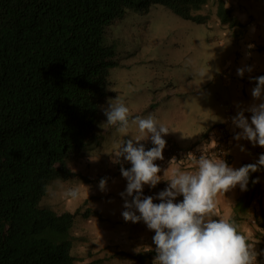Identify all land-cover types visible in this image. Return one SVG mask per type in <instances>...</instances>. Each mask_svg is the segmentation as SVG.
Returning <instances> with one entry per match:
<instances>
[{"label": "rangeland", "instance_id": "374dc122", "mask_svg": "<svg viewBox=\"0 0 264 264\" xmlns=\"http://www.w3.org/2000/svg\"><path fill=\"white\" fill-rule=\"evenodd\" d=\"M195 13L201 22L152 4L143 13L128 10L107 28L106 41L116 51L118 63L109 70L108 95L94 136L69 161L71 175L51 180L40 200V205L58 213L73 214L67 232L58 235L70 241L73 264H154L156 257L155 232L142 220L126 222L122 216L126 209L120 193L126 191L127 180L121 166L127 170L131 163L123 157L120 163H113L112 153L140 134L133 127L125 135L118 131V125L107 124L104 110L109 102L123 101L133 119L155 116L169 129L162 137L187 143L189 137L199 136L223 101L219 96H223L220 75L232 45L235 43V63L254 54L257 62L253 65H264V51L252 49L250 53L246 49L264 44V0H206ZM239 89L235 81V95ZM168 137L164 138L166 147H176ZM149 139L150 135L139 142L146 151L155 146ZM115 175L123 177L122 187L116 189L112 183ZM103 178H108L106 191L99 189ZM77 186L81 192L78 199L63 195ZM145 188L142 197L155 194ZM127 199L131 201L132 197ZM261 200L264 202V193ZM258 201L256 198L252 211L259 209ZM249 217L235 223L255 243L259 264L264 257V229L253 212Z\"/></svg>", "mask_w": 264, "mask_h": 264}, {"label": "trees", "instance_id": "16d2710c", "mask_svg": "<svg viewBox=\"0 0 264 264\" xmlns=\"http://www.w3.org/2000/svg\"><path fill=\"white\" fill-rule=\"evenodd\" d=\"M205 1L0 0V264H73L58 237L73 214L40 200L94 136L118 63L108 26L152 4L201 22Z\"/></svg>", "mask_w": 264, "mask_h": 264}, {"label": "clouds", "instance_id": "9594fccd", "mask_svg": "<svg viewBox=\"0 0 264 264\" xmlns=\"http://www.w3.org/2000/svg\"><path fill=\"white\" fill-rule=\"evenodd\" d=\"M253 47L249 45V48ZM251 73L252 66L237 69V74L243 77L245 72ZM255 81L251 90L254 101H260L264 96V76L250 77ZM238 107L232 123L241 131L235 133L234 139L247 140L253 146L264 147V102L253 103L247 108ZM251 113V119L245 116ZM107 124L116 126L118 131L127 135L135 127L140 135L128 139L112 153L113 163H120L123 157L131 163L130 169L121 166L122 176L127 180V187L120 195L125 198L122 216L126 222H140L153 230L155 235L156 257L154 264H257L255 243L240 232L239 226L228 218L214 219L218 197L239 185L242 191L247 190L250 173L260 171L264 167V154L256 163L234 169L224 159L204 154L196 159L195 171L173 170L168 179L169 186L158 193L154 203L152 196H143V186L154 188L161 180V171L154 161L163 159L166 140L162 135L169 133L168 127L158 119L149 115L146 118H131L130 109L123 101L110 103L104 110ZM151 137L155 145L145 150L141 140ZM135 142V143H134ZM240 151L246 149L240 145ZM192 154H189L191 156ZM108 178L99 181V189L106 191ZM259 183V178L252 181ZM133 193H136L133 196ZM63 195L76 200L80 197L79 187L68 188ZM183 196V201L174 203L177 196ZM127 197H132L131 201ZM139 212V215L136 214Z\"/></svg>", "mask_w": 264, "mask_h": 264}, {"label": "crops", "instance_id": "0c3cea01", "mask_svg": "<svg viewBox=\"0 0 264 264\" xmlns=\"http://www.w3.org/2000/svg\"><path fill=\"white\" fill-rule=\"evenodd\" d=\"M260 36V35H259ZM251 40V39H250ZM233 48L230 50L231 55H229V58L226 60L225 63H223V69L221 71V84L220 86V93H223L222 95H219L221 98H223L222 102H219L218 109L216 110L215 114L213 115V119L209 120L210 122H206L203 126V129L201 130V133L199 136H191L189 137V140L187 143L181 142L179 143L177 138L171 137L169 138L171 142H173L176 147L178 148H189L191 146L197 147L200 151L203 152V149L206 147L207 152L213 153L215 151L216 146L218 145L219 138L214 133H209L208 130L220 123H222L227 115L228 112L232 114V118L236 116L238 112V105L243 108H247L253 103H260L264 102V96H262L260 101H254L251 90L256 86L254 80H250V77H259V73H264V65L255 64L256 61L254 54L247 55L245 57H240L238 60H236L235 63V43L232 45ZM258 46V47H257ZM246 49L251 53L252 49L264 51V44L255 45L251 48L249 46H246ZM237 58V57H236ZM235 64H238L237 67ZM244 66H252L253 71L251 73L245 72L243 77H240L237 74V69L242 68ZM262 68V70L258 71L257 69ZM235 81L238 83L240 89L235 95ZM227 105H226V104ZM221 104H223L221 106ZM245 116L249 119H251V113L245 112ZM229 134L224 138V145L226 148V160L225 162L234 169H239L242 166L256 163V161L259 159V156L261 154H264V147H260L258 144L256 146H253L250 141L247 140H240L237 142L234 139L235 133H238L241 131L239 128H236L232 121L228 125ZM166 137H162L163 139ZM150 142L151 139H149ZM240 145H242L246 151L242 152L240 151ZM204 153V152H203ZM154 163L159 166L161 171L158 173L159 176H161L160 182L154 187H150L149 185H144L143 187H146L145 189L150 188V193L155 192V194L151 195L154 200V203H160L161 201L159 199H156L157 193L165 190L168 186V179L171 178L173 170L176 168H179L182 171H195L196 170V159H190L188 161H179L176 159L173 160H165L164 158L162 160L158 159L154 161ZM118 175V174H117ZM113 176L114 181L113 186L114 188L122 187L123 183V177L119 176ZM256 178H259V183L253 184L252 181ZM261 191L262 194L264 193V167L261 168L260 171L250 173L249 183L247 186L246 191H242L237 185L235 188L231 189L230 191L226 192L225 195H221L218 197V204L216 208L217 215L214 216V219H220V218H228L234 222H238L239 220L248 221L250 220L249 215L252 214L253 216H257L260 218L261 213L264 214V202L261 200ZM148 197V196H144ZM142 197V198H144ZM258 201L259 209L256 211H252L251 208L255 207V200ZM183 201V196H177L174 203H180ZM251 209V210H250ZM145 232V231H144ZM153 233V232H152ZM155 234H153L154 236Z\"/></svg>", "mask_w": 264, "mask_h": 264}, {"label": "built area", "instance_id": "2783aa9c", "mask_svg": "<svg viewBox=\"0 0 264 264\" xmlns=\"http://www.w3.org/2000/svg\"><path fill=\"white\" fill-rule=\"evenodd\" d=\"M223 104H221L222 106ZM232 121V114L230 112L227 113L224 121L218 125L213 126L209 133H214L219 138L218 145L215 148V151L213 153L206 152L209 156H216L219 158H222L226 160V148H225V141L224 138L229 134L228 125ZM189 154H192L189 156ZM204 153L200 151L197 147H189L185 149L173 147V146H167L163 150V158L166 160H179V161H188L190 159H199L201 155Z\"/></svg>", "mask_w": 264, "mask_h": 264}]
</instances>
